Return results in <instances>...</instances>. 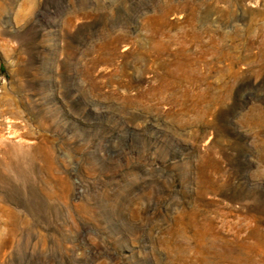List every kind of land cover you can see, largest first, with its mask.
<instances>
[{
	"label": "rangeland",
	"instance_id": "obj_1",
	"mask_svg": "<svg viewBox=\"0 0 264 264\" xmlns=\"http://www.w3.org/2000/svg\"><path fill=\"white\" fill-rule=\"evenodd\" d=\"M0 264H264V0H0Z\"/></svg>",
	"mask_w": 264,
	"mask_h": 264
}]
</instances>
